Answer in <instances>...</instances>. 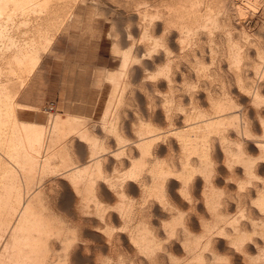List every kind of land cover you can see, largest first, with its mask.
<instances>
[{
  "label": "bare ground",
  "instance_id": "6f19581e",
  "mask_svg": "<svg viewBox=\"0 0 264 264\" xmlns=\"http://www.w3.org/2000/svg\"><path fill=\"white\" fill-rule=\"evenodd\" d=\"M88 1L0 0V264H264V41L244 26L258 0L235 4V35L226 0H139V37L114 32L119 64L99 72V122L18 120Z\"/></svg>",
  "mask_w": 264,
  "mask_h": 264
},
{
  "label": "rangeland",
  "instance_id": "374dc122",
  "mask_svg": "<svg viewBox=\"0 0 264 264\" xmlns=\"http://www.w3.org/2000/svg\"><path fill=\"white\" fill-rule=\"evenodd\" d=\"M137 1L139 0H91L79 3L35 70L36 72L45 61L43 65L45 71L32 95L20 96L25 86L18 94L16 102L19 106L15 105L17 119L46 125L49 116L68 115L75 119L77 117L83 124L99 122L111 89V84L103 81L99 72L114 70L119 64L120 58L112 52L114 32L117 36L123 37L122 43L125 46L139 37L136 33L139 19L134 7ZM140 1V9L148 11H153L152 3L158 2L157 7L160 4V0ZM210 1L215 8H220L221 0ZM247 1L251 0H226L228 14L231 17L230 27H233L232 35L236 34L237 29L234 27L238 23L235 4L243 5L247 4ZM97 4L101 11L108 12L111 19L99 14ZM256 5L259 7L258 12L247 17L244 22L245 28L252 30L251 35L247 37L249 42L258 39L264 41V0H258ZM124 30L128 32L127 35ZM128 34L131 36L130 39L127 37ZM215 38L219 40V35ZM93 63H106L108 67L104 65L92 68L90 65ZM25 99H30L31 103L25 104L23 102ZM127 115L121 119L129 123L134 119L132 107L128 108ZM110 117H114L113 112ZM4 120L7 121L3 118L2 121ZM67 130V127L59 128L58 132L50 130L49 136H57V139L61 140L69 135ZM60 177L69 183L66 176Z\"/></svg>",
  "mask_w": 264,
  "mask_h": 264
},
{
  "label": "crops",
  "instance_id": "0c3cea01",
  "mask_svg": "<svg viewBox=\"0 0 264 264\" xmlns=\"http://www.w3.org/2000/svg\"><path fill=\"white\" fill-rule=\"evenodd\" d=\"M69 21V20H68ZM68 22H66L67 24ZM65 24V25H66ZM63 29V28H62ZM61 32V31H60ZM59 35V34H58ZM57 38V37H56ZM45 60V59H44ZM45 62V61H44ZM44 62L41 64V66L38 68V70L31 76L30 80L28 81V83L25 85L22 93L20 96H23V97H27L30 95H32L34 89L38 86L39 84V81L42 77V73H44L45 71V68H44ZM106 65L108 67V65L106 63H93L92 65H90L92 68H95V67H98L100 68L101 66H104ZM20 93V92H19ZM22 97V98H23ZM28 97V98H29ZM25 104H29L31 103V100L30 99H25V101H23ZM19 105V104H18Z\"/></svg>",
  "mask_w": 264,
  "mask_h": 264
}]
</instances>
